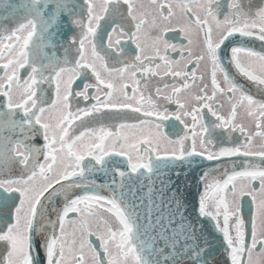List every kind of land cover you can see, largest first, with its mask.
I'll return each mask as SVG.
<instances>
[{"label": "snow or ice", "instance_id": "obj_1", "mask_svg": "<svg viewBox=\"0 0 264 264\" xmlns=\"http://www.w3.org/2000/svg\"><path fill=\"white\" fill-rule=\"evenodd\" d=\"M0 11V264H264V0Z\"/></svg>", "mask_w": 264, "mask_h": 264}, {"label": "water", "instance_id": "obj_2", "mask_svg": "<svg viewBox=\"0 0 264 264\" xmlns=\"http://www.w3.org/2000/svg\"><path fill=\"white\" fill-rule=\"evenodd\" d=\"M205 163L204 161L195 158L194 165L192 167V170L190 171V180H191V188L189 189L191 196L189 197V202H188V213H193V197L198 196V187H197V177L200 174L202 170H205ZM188 169H185L183 167H178L174 169L173 171H180L181 175L183 176V172ZM205 227L206 228H211V225L205 220L204 221ZM223 249L220 247V242L218 239H213L212 240V249L210 251V256H209V261L210 264H212L213 261H215V264H223L224 257L222 255Z\"/></svg>", "mask_w": 264, "mask_h": 264}, {"label": "flooded vegetation", "instance_id": "obj_3", "mask_svg": "<svg viewBox=\"0 0 264 264\" xmlns=\"http://www.w3.org/2000/svg\"><path fill=\"white\" fill-rule=\"evenodd\" d=\"M19 1L20 0H9V2L10 3H19ZM257 2H258V0H257ZM3 13H2V11H0V15H2ZM18 14H21V15H23V13H18ZM20 15V16H21ZM18 17H19V15H18ZM5 23H7V25H8V27H13V26H15L12 22H9V21H7V22H5ZM69 31V29H67V28H65L64 29V32L65 33H67ZM174 37V34H166V38L167 39H169L171 42H174V43H180V42H186V41H183V38L182 37H179V36H176L175 38H173ZM64 37L62 36L61 37V39H63ZM258 45H257V50H258ZM57 52H58V54L60 53V49L59 48H57ZM171 55L173 56V58H178V54H176V53H171ZM241 83L245 86V87H247V88H249L251 91H253L254 92V89H252V86L251 85H249V84H247L245 81H241ZM257 98H259V97H257ZM174 108H175V106L173 105L172 106V109L174 110ZM228 110V106L227 105H225V107H224V109H222L221 111L222 112H226ZM206 111V110H205ZM235 135L236 136H239V133H235ZM259 140H257V144H259ZM37 143H39V141H37ZM202 161H204V163H206L207 164V167H205V170H208V169H211L212 167H213V165H214V163L215 162H209V161H205V160H202ZM215 174V173H214ZM253 209H252V205H251V198L250 197H246L245 198V202H244V216L247 218V217H249L250 216V214H251V211H252Z\"/></svg>", "mask_w": 264, "mask_h": 264}, {"label": "rangeland", "instance_id": "obj_4", "mask_svg": "<svg viewBox=\"0 0 264 264\" xmlns=\"http://www.w3.org/2000/svg\"><path fill=\"white\" fill-rule=\"evenodd\" d=\"M21 2V0L19 1V3ZM22 13V12H21ZM19 16L21 15V14H18ZM9 22H11V21H9Z\"/></svg>", "mask_w": 264, "mask_h": 264}]
</instances>
